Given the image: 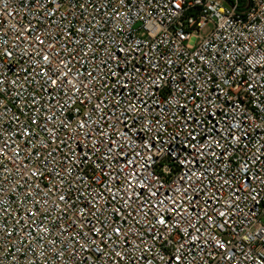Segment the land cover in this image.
<instances>
[{"label":"built area","instance_id":"obj_1","mask_svg":"<svg viewBox=\"0 0 264 264\" xmlns=\"http://www.w3.org/2000/svg\"><path fill=\"white\" fill-rule=\"evenodd\" d=\"M0 264H264V0H0Z\"/></svg>","mask_w":264,"mask_h":264},{"label":"snow or ice","instance_id":"obj_2","mask_svg":"<svg viewBox=\"0 0 264 264\" xmlns=\"http://www.w3.org/2000/svg\"><path fill=\"white\" fill-rule=\"evenodd\" d=\"M177 7H179V5H177ZM41 43H42V41H41ZM44 59L45 60H47L48 59V57L47 56H45L44 57ZM52 83L53 84H55L56 83V81L55 80H52ZM61 199L63 200L64 199V197H61ZM221 215H223V213H221ZM159 223H161V224H163V223H165V221L163 220V218H161L160 220H159ZM98 231V230H97ZM116 231L117 232H119V229H116ZM222 246V245H221Z\"/></svg>","mask_w":264,"mask_h":264}]
</instances>
